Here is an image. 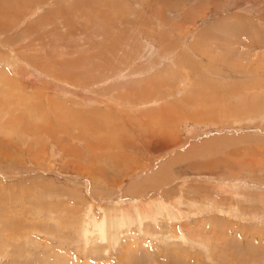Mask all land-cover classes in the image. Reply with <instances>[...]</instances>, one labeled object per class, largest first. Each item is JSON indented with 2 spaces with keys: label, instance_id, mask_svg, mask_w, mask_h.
<instances>
[{
  "label": "rangeland",
  "instance_id": "374dc122",
  "mask_svg": "<svg viewBox=\"0 0 264 264\" xmlns=\"http://www.w3.org/2000/svg\"><path fill=\"white\" fill-rule=\"evenodd\" d=\"M0 264H264V0H0Z\"/></svg>",
  "mask_w": 264,
  "mask_h": 264
},
{
  "label": "bare ground",
  "instance_id": "6f19581e",
  "mask_svg": "<svg viewBox=\"0 0 264 264\" xmlns=\"http://www.w3.org/2000/svg\"><path fill=\"white\" fill-rule=\"evenodd\" d=\"M144 92H146V91H144ZM147 93V92H146ZM142 94H144V93H142ZM144 95H146V94H144ZM140 99V98H139ZM90 128V127H89Z\"/></svg>",
  "mask_w": 264,
  "mask_h": 264
}]
</instances>
